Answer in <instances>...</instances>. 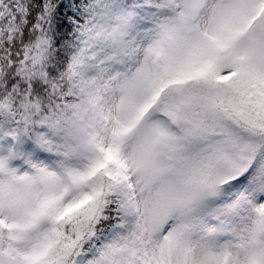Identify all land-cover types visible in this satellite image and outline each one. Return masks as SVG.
Returning a JSON list of instances; mask_svg holds the SVG:
<instances>
[{
    "label": "snow or ice",
    "instance_id": "snow-or-ice-1",
    "mask_svg": "<svg viewBox=\"0 0 264 264\" xmlns=\"http://www.w3.org/2000/svg\"><path fill=\"white\" fill-rule=\"evenodd\" d=\"M0 264H264V0H0Z\"/></svg>",
    "mask_w": 264,
    "mask_h": 264
}]
</instances>
